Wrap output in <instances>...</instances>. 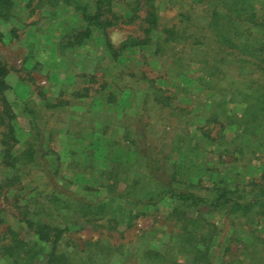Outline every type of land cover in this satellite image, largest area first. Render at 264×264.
<instances>
[{
	"label": "trees",
	"instance_id": "16d2710c",
	"mask_svg": "<svg viewBox=\"0 0 264 264\" xmlns=\"http://www.w3.org/2000/svg\"><path fill=\"white\" fill-rule=\"evenodd\" d=\"M27 7L70 10L76 28L60 35L55 51L83 46L99 32L110 65L96 89L95 76L65 85L58 96L34 86L39 103L30 93L18 96L0 57V264H215L235 219L246 227L239 255L246 264H264V163L255 164L264 159V0H28ZM13 9V0H0V23L14 18ZM123 27L132 33L115 48L108 31ZM145 51L171 60L173 78L209 92L212 112L194 113L156 79L130 74L131 61L119 65L122 56ZM81 99L89 108L104 107V117L90 132L67 131L62 156L54 149L65 128L62 110ZM110 108L120 111L122 133L114 130ZM164 142L182 155L180 163H170ZM160 206L170 209L166 219L173 222L163 250L146 236L130 254L122 242L101 240L60 249L79 221L113 232ZM257 218L259 231L252 226Z\"/></svg>",
	"mask_w": 264,
	"mask_h": 264
},
{
	"label": "rangeland",
	"instance_id": "374dc122",
	"mask_svg": "<svg viewBox=\"0 0 264 264\" xmlns=\"http://www.w3.org/2000/svg\"><path fill=\"white\" fill-rule=\"evenodd\" d=\"M13 2L14 18L8 23H0V31L3 35V39L0 41V57L10 68L7 82L19 97L27 92L36 102L43 103L36 98L35 91L37 90L34 86L42 87L48 94L52 93L54 96H58L61 88L65 85L87 84L89 76L96 77L93 85L95 89L99 87L101 82H104V77L107 76L106 67L110 64L104 53L103 37L99 32H94L92 38L83 46L75 47L72 50L61 49V51L56 52L54 46L61 39L60 35L73 27L76 28L75 20L71 19L70 10L62 14H53L50 11L31 13V8L27 7L28 0H13ZM170 14L172 16V13ZM131 29L132 27L110 29L108 31L109 41L115 48L118 47L127 35L132 33ZM12 30L15 31L13 36L10 35ZM175 53L176 49L171 52L172 55ZM119 60L121 66H128V60L131 61L132 67L128 71L130 74L140 76L139 74L144 73L148 78L156 79L159 85L178 96L179 100L186 106L193 108L194 113H201L205 117L212 112L213 108L209 102L210 93L197 84L193 85L183 77L173 78L170 67L171 60L166 61L165 57L156 60L147 51L141 54L137 52L130 53L124 57L122 56ZM191 68L192 71H195L196 66ZM6 96L9 101L14 99L11 92H7ZM187 97L190 101H186L185 98ZM228 109L232 115L239 114V110L235 106L229 105ZM88 110L90 112H87ZM62 112L65 128L57 136L54 149L63 156L67 143L65 133L71 130L90 132L98 116L104 117V107L95 104L94 107L89 108L86 101L81 99L71 101V105ZM107 113L112 115L113 121L117 124L114 130L122 133L120 111L110 108ZM18 122L22 129L28 130L26 118L20 117ZM234 134L235 127L232 126L226 132V138L230 139ZM161 149L169 156L170 163H180L182 161V155L176 153L169 142L162 143ZM259 158L260 162H255L257 166L264 163L263 157L259 156ZM211 159L215 161L216 155H212ZM91 164L96 169L103 168L98 159H92ZM133 169L135 174H141L135 166ZM262 174L263 171L260 170L254 177L259 179ZM246 177V181H251L252 175L247 174ZM2 178L3 173L0 167V180ZM97 182L104 183V179H98ZM204 186L208 187V184ZM95 187L98 188V186ZM120 189H123L122 185ZM75 190L82 192L80 188H75ZM101 192L104 194L103 189H101ZM201 194H205V192L201 191ZM169 212L170 209L167 206H160L158 210H151L146 215L139 217L132 228L126 229L121 226L113 232L95 227L92 224L85 225L82 221H79L80 224L77 227L71 228L65 234L60 249L67 250L66 244L70 242H73L74 246H78L85 241L101 240L104 244L111 243L113 245L122 242L126 245L124 253L130 254L134 252V247L140 242V238L146 236L145 240L151 242L154 249L163 250L169 233L173 230V222L166 219ZM235 220L237 226L234 229L230 227L225 235L221 252L215 264H246L247 262L246 258L239 255L241 243L245 239L244 230L246 227L242 226V220ZM214 221L219 228L221 226L219 218H215ZM261 221L263 220L260 218L254 220L252 225L254 229L261 230ZM262 231L261 237L264 238V229ZM23 236L28 238V232L24 231ZM226 247L230 249L228 252L225 251ZM117 259L121 260L122 258L117 256Z\"/></svg>",
	"mask_w": 264,
	"mask_h": 264
}]
</instances>
